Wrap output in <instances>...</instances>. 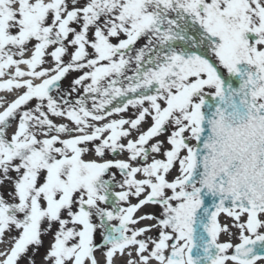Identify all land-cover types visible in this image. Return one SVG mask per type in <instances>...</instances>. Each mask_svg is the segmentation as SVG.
I'll list each match as a JSON object with an SVG mask.
<instances>
[{"label":"snow or ice","instance_id":"1","mask_svg":"<svg viewBox=\"0 0 264 264\" xmlns=\"http://www.w3.org/2000/svg\"><path fill=\"white\" fill-rule=\"evenodd\" d=\"M0 264H264V0H0Z\"/></svg>","mask_w":264,"mask_h":264}]
</instances>
